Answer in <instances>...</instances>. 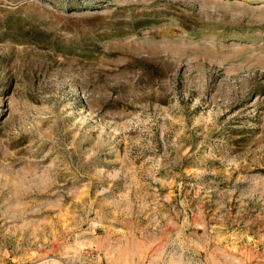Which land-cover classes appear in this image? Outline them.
Segmentation results:
<instances>
[{
	"label": "rangeland",
	"instance_id": "obj_1",
	"mask_svg": "<svg viewBox=\"0 0 264 264\" xmlns=\"http://www.w3.org/2000/svg\"><path fill=\"white\" fill-rule=\"evenodd\" d=\"M264 260V0H0V264Z\"/></svg>",
	"mask_w": 264,
	"mask_h": 264
},
{
	"label": "crops",
	"instance_id": "obj_2",
	"mask_svg": "<svg viewBox=\"0 0 264 264\" xmlns=\"http://www.w3.org/2000/svg\"><path fill=\"white\" fill-rule=\"evenodd\" d=\"M170 264L174 263L171 262ZM229 264H264V260L230 262Z\"/></svg>",
	"mask_w": 264,
	"mask_h": 264
},
{
	"label": "built area",
	"instance_id": "obj_3",
	"mask_svg": "<svg viewBox=\"0 0 264 264\" xmlns=\"http://www.w3.org/2000/svg\"><path fill=\"white\" fill-rule=\"evenodd\" d=\"M36 264H61V263L58 261H55L54 259H45V260L37 262Z\"/></svg>",
	"mask_w": 264,
	"mask_h": 264
}]
</instances>
